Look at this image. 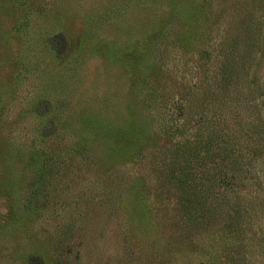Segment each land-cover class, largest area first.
I'll return each instance as SVG.
<instances>
[{
    "label": "rangeland",
    "instance_id": "374dc122",
    "mask_svg": "<svg viewBox=\"0 0 264 264\" xmlns=\"http://www.w3.org/2000/svg\"><path fill=\"white\" fill-rule=\"evenodd\" d=\"M252 1L0 0V264H264V157L236 197L244 226L196 235L151 162L170 145L161 114L183 115L189 98L199 117L206 89L222 98L218 51ZM257 1L249 82L264 120Z\"/></svg>",
    "mask_w": 264,
    "mask_h": 264
},
{
    "label": "trees",
    "instance_id": "16d2710c",
    "mask_svg": "<svg viewBox=\"0 0 264 264\" xmlns=\"http://www.w3.org/2000/svg\"><path fill=\"white\" fill-rule=\"evenodd\" d=\"M260 4L254 0L245 6L241 31L228 41H223L220 46L222 48L218 54L221 60L218 62L220 66L215 79L218 80L222 98L213 102L210 96L213 97L214 93L206 89L197 106L199 113L202 112L199 117L195 116L197 110L193 113L196 100L191 101L189 98H183L177 103L183 115L165 117L161 114L159 134L167 136L170 145L156 143L153 147L151 162L159 181L156 189L167 199L177 196L179 210L183 212L182 217L186 216L189 220L186 227L191 234L196 235L198 228L216 220L224 221V227L234 233L244 226V205L236 197L244 192L240 188L241 182L244 184L250 180L252 183L253 178L247 175L252 173L250 161L254 160L253 155L258 159L264 157V120L259 108L260 102L249 82L251 65L261 46L260 25L263 15L257 14ZM202 53L206 58L212 55L208 49ZM248 98L251 100L245 101ZM161 101L169 104L163 97ZM251 103V111L246 114L244 106ZM208 104L215 105L212 114L203 111L204 105ZM240 129L246 130L248 135H237ZM188 131V137L174 140L179 134ZM250 142L256 144L250 145ZM225 192L237 194L232 203L228 194L224 195ZM222 194L228 202L223 214L222 207L215 210L223 198Z\"/></svg>",
    "mask_w": 264,
    "mask_h": 264
}]
</instances>
